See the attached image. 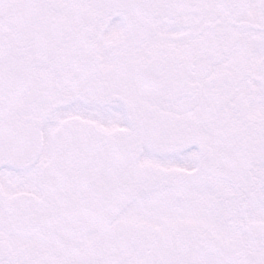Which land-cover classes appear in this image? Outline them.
Masks as SVG:
<instances>
[{
    "label": "snow or ice",
    "instance_id": "1",
    "mask_svg": "<svg viewBox=\"0 0 264 264\" xmlns=\"http://www.w3.org/2000/svg\"><path fill=\"white\" fill-rule=\"evenodd\" d=\"M0 264H264V0H0Z\"/></svg>",
    "mask_w": 264,
    "mask_h": 264
}]
</instances>
